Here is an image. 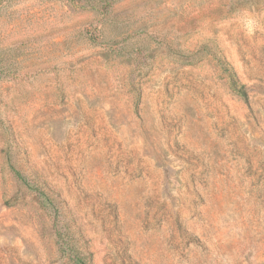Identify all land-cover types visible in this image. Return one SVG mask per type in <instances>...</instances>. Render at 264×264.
Segmentation results:
<instances>
[{"label":"rangeland","instance_id":"374dc122","mask_svg":"<svg viewBox=\"0 0 264 264\" xmlns=\"http://www.w3.org/2000/svg\"><path fill=\"white\" fill-rule=\"evenodd\" d=\"M77 257L264 264V0H0V264Z\"/></svg>","mask_w":264,"mask_h":264},{"label":"trees","instance_id":"16d2710c","mask_svg":"<svg viewBox=\"0 0 264 264\" xmlns=\"http://www.w3.org/2000/svg\"><path fill=\"white\" fill-rule=\"evenodd\" d=\"M77 1L79 3V7L82 10H89V11L105 14V12L108 10V8L110 6H112L115 2H117L118 0H77ZM102 23L104 25V23H106V22L103 21ZM229 75H230L231 80H232V85L235 87V89L238 92H240L242 95L246 96V93L243 90L241 84H238L237 82H235L234 72L233 71L230 72ZM12 171L17 178L24 180V177L21 176V173L19 170L12 168ZM39 195L43 197L42 199L45 202L48 201V197L46 196V194H44L43 191H39ZM75 264H86V263L84 262V260L82 258L77 257V259L75 260Z\"/></svg>","mask_w":264,"mask_h":264}]
</instances>
